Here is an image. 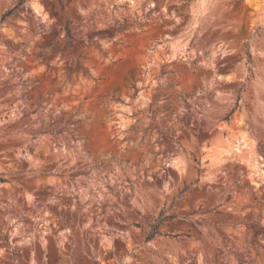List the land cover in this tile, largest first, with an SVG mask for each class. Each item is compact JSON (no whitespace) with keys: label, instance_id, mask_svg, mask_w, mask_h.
I'll return each instance as SVG.
<instances>
[{"label":"rangeland","instance_id":"374dc122","mask_svg":"<svg viewBox=\"0 0 264 264\" xmlns=\"http://www.w3.org/2000/svg\"><path fill=\"white\" fill-rule=\"evenodd\" d=\"M0 178V264H264V0H24Z\"/></svg>","mask_w":264,"mask_h":264},{"label":"trees","instance_id":"16d2710c","mask_svg":"<svg viewBox=\"0 0 264 264\" xmlns=\"http://www.w3.org/2000/svg\"><path fill=\"white\" fill-rule=\"evenodd\" d=\"M23 3H24V0H20V2H19L17 5H15L14 7L10 8V9L7 10L5 13H3V14L1 15V17H0V22L4 21L5 19H7V18H8L9 16H11V15H14L15 12H16V10L18 9V7H19L20 5H22ZM247 57H248L249 59H250V57H251V55H250L249 52H247ZM0 181H4V179L0 178ZM160 220H163V218H161ZM160 220H159V221H160ZM157 233H159V232H158V230H157V223H156L155 225H152L151 230H150V232H149L148 235H147V238H152V237H154V235H156Z\"/></svg>","mask_w":264,"mask_h":264}]
</instances>
